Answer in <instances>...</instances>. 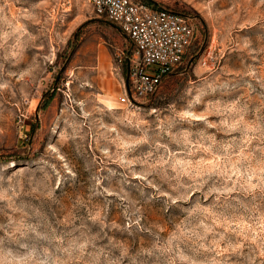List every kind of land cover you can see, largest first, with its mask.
<instances>
[{
	"label": "rangeland",
	"instance_id": "rangeland-1",
	"mask_svg": "<svg viewBox=\"0 0 264 264\" xmlns=\"http://www.w3.org/2000/svg\"><path fill=\"white\" fill-rule=\"evenodd\" d=\"M147 1L196 38L121 104L116 25L0 0V264H264V0Z\"/></svg>",
	"mask_w": 264,
	"mask_h": 264
},
{
	"label": "built area",
	"instance_id": "built-area-1",
	"mask_svg": "<svg viewBox=\"0 0 264 264\" xmlns=\"http://www.w3.org/2000/svg\"><path fill=\"white\" fill-rule=\"evenodd\" d=\"M75 1L62 0L67 7ZM84 1L116 25L132 45L126 57L128 76L121 104H134L153 95L183 61L196 38L189 18L167 8L141 0Z\"/></svg>",
	"mask_w": 264,
	"mask_h": 264
},
{
	"label": "trees",
	"instance_id": "trees-1",
	"mask_svg": "<svg viewBox=\"0 0 264 264\" xmlns=\"http://www.w3.org/2000/svg\"><path fill=\"white\" fill-rule=\"evenodd\" d=\"M147 4H150V5H152L153 4V2H151V1H145ZM126 60V62L128 63V60L127 59H125Z\"/></svg>",
	"mask_w": 264,
	"mask_h": 264
}]
</instances>
